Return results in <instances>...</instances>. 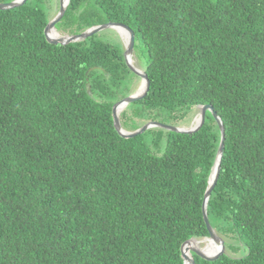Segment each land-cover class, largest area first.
<instances>
[{"label":"trees","instance_id":"16d2710c","mask_svg":"<svg viewBox=\"0 0 264 264\" xmlns=\"http://www.w3.org/2000/svg\"><path fill=\"white\" fill-rule=\"evenodd\" d=\"M56 1L0 9V264H184L182 244L210 234L220 126L207 110L193 133L120 135L113 106L142 77L114 29L49 42ZM108 22L134 31L150 82L124 129L182 127L200 105L223 121L207 212L239 256L195 263L264 264V0H70L56 28Z\"/></svg>","mask_w":264,"mask_h":264},{"label":"water","instance_id":"95a60500","mask_svg":"<svg viewBox=\"0 0 264 264\" xmlns=\"http://www.w3.org/2000/svg\"><path fill=\"white\" fill-rule=\"evenodd\" d=\"M27 0H14L11 2H7V3H0V9L2 10H6V9H11V8H15L18 6L23 5ZM70 0H60L59 1V5L56 7L57 14L56 16L51 19L49 21V23L47 24L46 28H45V34H46V38L48 39L49 42L51 43H55V44H68V43H72V42H76V41H81L85 38H87L88 36L93 35L94 33L101 31L103 29H107V28H111L114 29L116 31H118V27L123 28L126 32H127V37L124 40V56L127 62V65L139 76L142 77V88L140 91L134 92L131 95L125 97L124 99L120 100L119 102H117L114 106H113V118H114V125L116 127V130L120 133V135L126 137V138H130V137H134L142 132H144L145 130L152 128V127H162L165 128L167 130H171V131H176V132H181V133H193L196 132L197 130H199L201 128V126L203 125L204 121H205V115L207 110L211 111L214 118L216 119L218 125L220 126L221 129V134H222V138H221V142H220V146L217 152V156L215 159V163L212 167V171L209 177V185L207 187L206 193H205V198H204V202H203V216H204V220L207 226V229L209 231V236L204 237L202 239L199 238H191L187 241H185L182 246H181V252H182V256L184 258V264H196L195 263V258L193 253L205 258V259H209V260H213L218 258L220 255L222 254H226V246H225V241L222 238V236H220L216 230L213 228V226L211 225L210 221H209V217H208V212H207V206H208V200L210 198L211 192L218 180L219 177V173H220V169H221V162H222V156H223V151H224V139H225V130H224V124L222 119L220 118V116L216 113V111L214 110L213 106L211 105H200L198 107V113L196 114V122L191 126V127H187V126H183V127H178V126H173V125H168V124H164L161 122H156V121H150L148 123H146L145 125H143L142 127L133 130V131H129L126 130L122 127L121 125V121H120V114L122 112V110L125 109V107L132 101L141 99L142 97H144L146 95V93L149 90L150 87V82L149 79L145 73V71L143 69H141L139 66H136V64H134L133 59H134V43H135V35H134V31L126 24L123 23H118V22H108V23H104V24H99V25H94L88 29H86L85 31L79 33V34H66V35H59L58 37H52L50 35L51 30H56V24L62 19V17L64 16L67 7L69 5ZM210 240L212 241L216 246H217V251L213 254H207L205 253L201 248H191L188 250L184 249V246L186 243L192 241V240Z\"/></svg>","mask_w":264,"mask_h":264},{"label":"bare ground","instance_id":"6f19581e","mask_svg":"<svg viewBox=\"0 0 264 264\" xmlns=\"http://www.w3.org/2000/svg\"><path fill=\"white\" fill-rule=\"evenodd\" d=\"M118 33L121 34L126 39L127 32L123 28L118 27ZM50 35L52 37H58L59 33L56 30H51ZM141 88L142 87H140V89L138 91H140ZM195 122H196V120H195ZM202 244H204V245H202ZM193 247L201 248L207 254H213L217 251V246L212 241H210L208 239L207 240H205V239H203V240H198V239L192 240V241L185 244L184 249L188 250V249H191Z\"/></svg>","mask_w":264,"mask_h":264},{"label":"rangeland","instance_id":"374dc122","mask_svg":"<svg viewBox=\"0 0 264 264\" xmlns=\"http://www.w3.org/2000/svg\"><path fill=\"white\" fill-rule=\"evenodd\" d=\"M59 1L60 0H57L56 2H58L59 3ZM56 2H55V4H56ZM46 3H47V1H46ZM48 5L50 4L49 2L47 3ZM55 8V7H54ZM57 9L55 8L54 9V11L52 12V11H49V13H50V16L52 15V17H51V19H53L55 16H56V14H57ZM57 32L59 33V35H66V34H69V33H65V32H63V31H61V30H58V28H57ZM115 35H118L119 36V38L122 40V42H123V44H124V40H125V38L121 35V34H119L118 33V31H115ZM107 37V36H106ZM108 38H113V39H116V37L115 36H113V35H111L110 33H108V37H107V39ZM112 40V39H111ZM110 41V40H109ZM133 62H134V64H136V66H139L141 69H142V67H141V64H140V61L136 58V57H134V59H133ZM142 86V81H140L139 83H138V85H136V88H135V90H134V92H137L139 89H140V87ZM198 113V110L196 111V114ZM195 120H196V118H195ZM195 120L192 122V123H190V124H184V126H187V127H191L194 123H195ZM164 123H170V122H167V121H165ZM183 127V126H182ZM127 130V129H126ZM130 131V130H129ZM232 242V241H231ZM202 245H204V244H202ZM226 251L230 254V255H232V256H239V254L238 253H236V254H232L229 250H227L226 249Z\"/></svg>","mask_w":264,"mask_h":264}]
</instances>
